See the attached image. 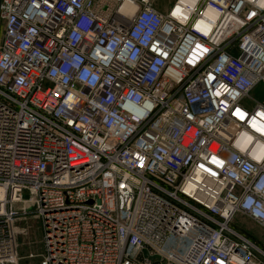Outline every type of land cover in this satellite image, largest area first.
<instances>
[{
    "label": "built area",
    "instance_id": "obj_1",
    "mask_svg": "<svg viewBox=\"0 0 264 264\" xmlns=\"http://www.w3.org/2000/svg\"><path fill=\"white\" fill-rule=\"evenodd\" d=\"M151 2L0 1V264H264V0Z\"/></svg>",
    "mask_w": 264,
    "mask_h": 264
},
{
    "label": "rangeland",
    "instance_id": "obj_2",
    "mask_svg": "<svg viewBox=\"0 0 264 264\" xmlns=\"http://www.w3.org/2000/svg\"><path fill=\"white\" fill-rule=\"evenodd\" d=\"M152 4L155 5L157 10L165 12L174 2V0H151ZM0 38H1V21H0ZM252 100L245 99L242 101V105L247 108H251L254 101H258V96L255 90L249 93ZM233 226H237L236 223L232 222ZM16 229L18 230L17 244H18V264H39L40 257L42 254L41 248V230L39 220L31 218L27 220H19L16 222ZM232 226V227H233ZM253 234H259L258 230L253 228L250 230ZM261 235V234H260ZM262 237V236H261ZM148 258L147 251L143 252ZM32 254V258L28 256Z\"/></svg>",
    "mask_w": 264,
    "mask_h": 264
},
{
    "label": "crops",
    "instance_id": "obj_3",
    "mask_svg": "<svg viewBox=\"0 0 264 264\" xmlns=\"http://www.w3.org/2000/svg\"><path fill=\"white\" fill-rule=\"evenodd\" d=\"M155 9L154 4H152ZM159 11V10H158ZM164 12V11H163ZM255 90L257 96H258V102L264 104V82L259 83L256 85L253 89L252 92ZM232 222L236 223L237 226H233V223H231V226L239 232H241L246 238H248L250 241L253 243L262 246L264 244V229L250 220L249 218L243 216L242 214H235L233 217ZM254 228L258 230L259 234H253L251 233V229ZM261 234V235H260ZM262 236V237H261Z\"/></svg>",
    "mask_w": 264,
    "mask_h": 264
},
{
    "label": "water",
    "instance_id": "obj_4",
    "mask_svg": "<svg viewBox=\"0 0 264 264\" xmlns=\"http://www.w3.org/2000/svg\"><path fill=\"white\" fill-rule=\"evenodd\" d=\"M1 1V0H0ZM149 260H154V259H158V257H148Z\"/></svg>",
    "mask_w": 264,
    "mask_h": 264
}]
</instances>
